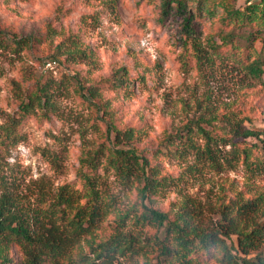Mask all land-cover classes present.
Returning a JSON list of instances; mask_svg holds the SVG:
<instances>
[{
    "label": "rangeland",
    "instance_id": "1",
    "mask_svg": "<svg viewBox=\"0 0 264 264\" xmlns=\"http://www.w3.org/2000/svg\"><path fill=\"white\" fill-rule=\"evenodd\" d=\"M162 1L0 0V35L8 43L0 49V178L11 191L33 198L37 184L53 192L64 183L80 187L79 157L105 138L96 128L106 131L111 116L119 127L138 130L135 145L167 175V185L145 200L151 208L172 217L185 208L211 226L226 205L264 197V171L223 158L231 149L227 137L234 121L247 117L245 127L264 128V87L244 66L247 59L264 56V0H229L235 8L256 7L251 25L225 20L220 0H183L185 14L192 16L187 27L175 10L163 17ZM230 30L235 38L225 43L221 36ZM249 31L251 40L239 36ZM22 39L29 43L16 52L15 41ZM122 68L128 83L111 90L104 80ZM46 82L52 107L22 113L26 91ZM77 82L105 87V114L96 117ZM202 132L214 136L219 164L196 156L189 144L203 149ZM107 174L105 183L125 218L117 228L134 245L120 264L154 260L156 227L136 221L142 199L132 185ZM113 227V218L106 217L93 238L106 239ZM10 253L20 260L15 247Z\"/></svg>",
    "mask_w": 264,
    "mask_h": 264
},
{
    "label": "trees",
    "instance_id": "2",
    "mask_svg": "<svg viewBox=\"0 0 264 264\" xmlns=\"http://www.w3.org/2000/svg\"><path fill=\"white\" fill-rule=\"evenodd\" d=\"M220 1L226 12L225 20L251 25L257 18L256 7L252 4L241 9L231 6L229 0ZM173 10L183 15L185 27L190 25L192 16L185 14L183 0L162 1L163 17ZM261 19L264 24V12ZM239 36L251 40L254 32ZM234 38L233 30L221 36L225 43H231ZM26 43H29L28 39L15 41L14 50L19 52ZM7 45L0 35V49ZM195 54L199 55L198 52ZM244 66L246 72L260 80L264 87V56L249 58ZM128 80L122 68L104 82L111 90H117L125 87ZM76 84L81 97L97 111L96 117L107 112L102 93L105 87L99 83ZM50 89L51 84L46 82L34 92L26 91L19 106L22 113L28 114L36 107H52L49 104ZM93 121L97 127L98 119ZM244 121L250 122V119L241 117L232 123V136L227 137L231 149L223 158L227 162L238 160L251 172H263L264 128L245 127ZM105 122L106 131L96 128L105 138L94 147L83 149L79 157L76 176L80 187L64 183L53 192L45 185L37 184L32 190L33 198H30L11 191L0 178V264H120L121 256L128 251L132 254V239L117 228L125 218L117 209L116 196L110 194L105 183L107 173L136 189L142 199L136 221L156 227L157 254L154 260H146L144 264H202L209 259H216L221 264H264L263 195L237 199L226 205L220 218L211 226L203 224L197 215L185 208L173 217L167 211L151 208L145 200L167 185V175L162 174L159 164L152 163L146 151L135 145L139 136L135 127L128 124L119 127L111 116ZM201 134L206 138L203 149L188 140L196 147V156L206 155L212 164H219L213 151L217 148L214 136ZM247 138L253 141L247 144ZM165 142H171L169 137ZM108 216L113 218L112 234L96 241L94 229ZM11 247L20 254V260L13 259Z\"/></svg>",
    "mask_w": 264,
    "mask_h": 264
}]
</instances>
